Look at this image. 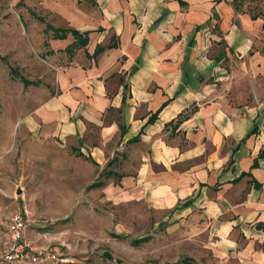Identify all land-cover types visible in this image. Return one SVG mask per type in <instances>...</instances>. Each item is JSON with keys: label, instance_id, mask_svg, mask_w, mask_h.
<instances>
[{"label": "crops", "instance_id": "0c3cea01", "mask_svg": "<svg viewBox=\"0 0 264 264\" xmlns=\"http://www.w3.org/2000/svg\"><path fill=\"white\" fill-rule=\"evenodd\" d=\"M93 2L57 10L64 26L53 27L87 43L69 53L70 34L48 38L52 70L27 133L89 159L84 179L101 183L89 191L112 204L140 202L155 222L201 220L218 264H264V9Z\"/></svg>", "mask_w": 264, "mask_h": 264}, {"label": "rangeland", "instance_id": "374dc122", "mask_svg": "<svg viewBox=\"0 0 264 264\" xmlns=\"http://www.w3.org/2000/svg\"><path fill=\"white\" fill-rule=\"evenodd\" d=\"M230 1L250 18L264 9V0ZM73 2L0 0V245L9 215L19 212L25 239L55 255L36 264H218L201 220L155 222L140 202L106 201L84 179L83 160L89 159L27 133L22 119L39 103L36 91L45 88L52 70L41 60L51 35L45 24L64 26L57 10ZM17 76L36 84L24 87ZM140 237L146 239L131 244Z\"/></svg>", "mask_w": 264, "mask_h": 264}, {"label": "built area", "instance_id": "2783aa9c", "mask_svg": "<svg viewBox=\"0 0 264 264\" xmlns=\"http://www.w3.org/2000/svg\"><path fill=\"white\" fill-rule=\"evenodd\" d=\"M26 220L19 212L9 215L4 241L0 245V264H36L55 259V255L46 248L31 245L24 237Z\"/></svg>", "mask_w": 264, "mask_h": 264}, {"label": "trees", "instance_id": "16d2710c", "mask_svg": "<svg viewBox=\"0 0 264 264\" xmlns=\"http://www.w3.org/2000/svg\"><path fill=\"white\" fill-rule=\"evenodd\" d=\"M262 27H264V23L262 24ZM45 29H48L51 31V35L50 37L52 39H63L65 37V35L68 33L71 35L72 37V41L70 42V44H68L65 49L67 52H72L74 49L77 48H81L84 47L87 43V32H79L78 30L74 29V28H70V27H65V28H61V27H53L50 24H45ZM109 46H113V44H109ZM99 47H95L93 54H96L99 51ZM12 71V70H10ZM18 80L23 84L26 85L29 82L27 81V79H25L22 76H17ZM155 115L152 114L150 118L154 117ZM101 183L96 181L93 182L89 185V187H96L99 186ZM116 237H120L118 235H114ZM146 239V237H140V238H136L131 240V244L132 245H136L137 243L144 241Z\"/></svg>", "mask_w": 264, "mask_h": 264}]
</instances>
